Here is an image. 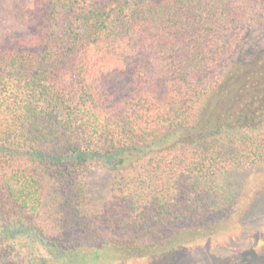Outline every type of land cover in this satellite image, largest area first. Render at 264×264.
I'll return each mask as SVG.
<instances>
[{
    "label": "trees",
    "instance_id": "1",
    "mask_svg": "<svg viewBox=\"0 0 264 264\" xmlns=\"http://www.w3.org/2000/svg\"><path fill=\"white\" fill-rule=\"evenodd\" d=\"M257 165L264 0H0V264H101L173 227L210 243L212 179ZM174 243L154 259L196 248Z\"/></svg>",
    "mask_w": 264,
    "mask_h": 264
},
{
    "label": "rangeland",
    "instance_id": "2",
    "mask_svg": "<svg viewBox=\"0 0 264 264\" xmlns=\"http://www.w3.org/2000/svg\"><path fill=\"white\" fill-rule=\"evenodd\" d=\"M111 177L112 172L98 167L89 174L85 190L92 204L100 201L107 194ZM212 183L225 193L223 199L225 205L214 217L219 226L212 235L210 243L204 244V237L192 238L193 235L181 231L179 227L164 228L160 241L170 238L171 242L157 244L158 251L153 249L156 248L155 245L151 248L147 247L139 255L120 253L118 256L115 255V258L111 257L112 255H101L99 257L102 260L101 264H235L232 259L235 255L248 253L251 249L259 254L264 245L261 239L264 237V165L254 166L236 175L218 176L212 179ZM174 241L190 244V248H196H191L186 257L176 258L171 262L154 259L158 252L164 251V247L173 246ZM122 244L115 246L114 249L118 247L119 250L124 251ZM171 252L172 250L168 253L176 257V252ZM148 256H152L151 259ZM261 256L262 253L259 257ZM248 261L246 264L255 262Z\"/></svg>",
    "mask_w": 264,
    "mask_h": 264
}]
</instances>
